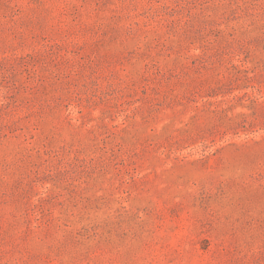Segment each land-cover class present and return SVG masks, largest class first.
<instances>
[{"label":"rangeland","instance_id":"374dc122","mask_svg":"<svg viewBox=\"0 0 264 264\" xmlns=\"http://www.w3.org/2000/svg\"><path fill=\"white\" fill-rule=\"evenodd\" d=\"M0 264H264V0H0Z\"/></svg>","mask_w":264,"mask_h":264}]
</instances>
